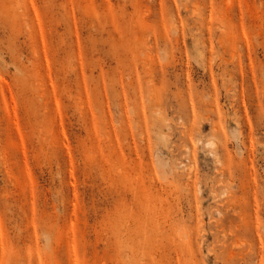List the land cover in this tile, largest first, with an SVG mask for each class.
I'll list each match as a JSON object with an SVG mask.
<instances>
[{
    "label": "rangeland",
    "instance_id": "rangeland-1",
    "mask_svg": "<svg viewBox=\"0 0 264 264\" xmlns=\"http://www.w3.org/2000/svg\"><path fill=\"white\" fill-rule=\"evenodd\" d=\"M0 264H264V0H0Z\"/></svg>",
    "mask_w": 264,
    "mask_h": 264
},
{
    "label": "bare ground",
    "instance_id": "bare-ground-1",
    "mask_svg": "<svg viewBox=\"0 0 264 264\" xmlns=\"http://www.w3.org/2000/svg\"><path fill=\"white\" fill-rule=\"evenodd\" d=\"M207 144H209L208 142H207ZM210 144H212L211 142H210ZM206 146V145H205ZM216 152V151H215ZM211 153L213 154V152L211 151Z\"/></svg>",
    "mask_w": 264,
    "mask_h": 264
}]
</instances>
